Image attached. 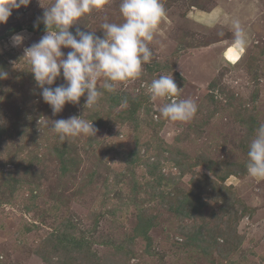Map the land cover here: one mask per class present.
<instances>
[{"label": "rangeland", "instance_id": "1", "mask_svg": "<svg viewBox=\"0 0 264 264\" xmlns=\"http://www.w3.org/2000/svg\"><path fill=\"white\" fill-rule=\"evenodd\" d=\"M162 2L166 19L142 75L114 92L101 88L92 109L85 95L56 114L24 57L46 34L44 7L54 0H31L0 24V69L8 74L0 79V264H48L36 251L52 254L51 242L43 244L65 220L96 259L113 264H264V180L247 171L249 144L264 124V0ZM120 3L109 0L69 30L103 38V23H123ZM218 10L219 19H202ZM234 19L247 32L248 47L233 51L237 60L228 52L220 58L216 49L233 41ZM16 34L24 37L19 46H13ZM61 51L66 56L71 49ZM160 75L173 76L182 89L178 99L197 104L190 122L161 115L169 101L147 91ZM60 85L66 86L62 72L48 87ZM73 116L92 121L96 136L60 142L52 122ZM59 143L67 151L63 164L50 150ZM132 151L138 160L128 163ZM148 161L156 167L149 170ZM140 217H150L148 238L136 233ZM52 256L54 264L75 263L67 251Z\"/></svg>", "mask_w": 264, "mask_h": 264}, {"label": "clouds", "instance_id": "2", "mask_svg": "<svg viewBox=\"0 0 264 264\" xmlns=\"http://www.w3.org/2000/svg\"><path fill=\"white\" fill-rule=\"evenodd\" d=\"M30 3L31 0H0V24L7 23L14 9L27 7ZM108 3L109 0H54L50 7H44L42 21L46 34L25 48L24 57H27L30 72L53 114L62 112L66 103L79 104L85 95V106L94 108L103 96L101 88L114 92L118 83L138 79L143 65L151 62L153 53L149 44L167 15L162 0H121L119 10L123 23H103V38L95 35L94 31L85 32L77 28L73 34L69 30L78 24L81 17ZM231 26L234 39L229 53L243 54L248 47V34L239 19L232 20ZM23 40L21 34L14 35L13 46L21 45ZM62 48L71 51L65 56ZM61 72L66 86L48 87L55 83ZM7 75L0 69V79H6ZM101 79L103 83L98 87ZM147 91L153 100L169 101L160 111L171 122H190L198 111L192 99H178L182 89L178 88L172 75L153 79ZM50 129L59 135L61 141L82 136L94 138L97 133L92 121L76 116L56 120ZM248 157L249 176L264 180V124L255 131Z\"/></svg>", "mask_w": 264, "mask_h": 264}, {"label": "trees", "instance_id": "3", "mask_svg": "<svg viewBox=\"0 0 264 264\" xmlns=\"http://www.w3.org/2000/svg\"><path fill=\"white\" fill-rule=\"evenodd\" d=\"M19 30H20L19 28H16L11 34H13L14 32H17ZM30 30H32V29H30ZM118 97H120V95H118V94H112V96L109 95V98L116 99ZM122 97L125 99L126 95H123ZM129 101H131L133 103V100H129ZM134 101L138 102L137 99H134ZM133 105H134V108H131V110H130L131 113H133L135 111L136 107L138 108V106H139V104H135V103ZM94 113L95 114H93L92 117L95 119L98 116V114H97L98 111L95 109ZM60 142H62V141H60ZM50 150L53 154H58L59 156H61L60 159H61L62 164L67 162V160H68L67 155H63L67 152L64 143H59V144L53 145L50 148ZM128 156H132V157L129 160L124 158L125 161L128 163H133V162L138 160L139 155H138L137 151H132V152H128ZM155 158L157 160H159L160 156L155 155ZM177 159L178 158L175 157V162H177L176 161ZM147 164H148V167L151 168L149 170H152L156 167L154 162H152V161H148ZM63 166H66V164H64ZM150 173L153 176L155 175L153 171H150ZM159 178H162V176L159 175ZM12 180L16 182L17 179L12 177ZM12 188H14V187H12ZM183 203L185 205H188L189 202H188V200L184 199ZM185 214H188V213H185ZM63 223H65V226L64 227L59 226V230H58V233L55 235V238L54 239L49 238V241H47L43 244V246H47V243L51 242V245H49V248H50V246L52 247L51 253L53 254L54 257H56V259H60V257H61L60 255L65 254V251H67V252H69V259L68 260L69 261L71 260V262H73L75 260L74 264H113V263H110L107 261H102V260L96 259L94 257L95 254H93V252L90 250L88 245H86V242L78 240L73 235V233L76 230L71 229V224L67 220H65V222H63ZM150 226H151L150 217H148L146 219L140 217L139 221L136 225V233L138 235L143 236L144 238H148L147 232H148ZM52 254H50L49 250H45V247L43 248V250L36 251V255L48 264H54L52 261L53 259H49L50 256H52ZM64 262L67 263V261H64Z\"/></svg>", "mask_w": 264, "mask_h": 264}, {"label": "crops", "instance_id": "4", "mask_svg": "<svg viewBox=\"0 0 264 264\" xmlns=\"http://www.w3.org/2000/svg\"><path fill=\"white\" fill-rule=\"evenodd\" d=\"M221 11H214V12H204L203 13V15L204 16H202V19L205 21V22H213L214 20H216V18L217 19H219L220 18V16H221ZM222 45L224 44V43H221ZM228 46L229 47H232V41L228 44ZM228 46H225V47H219V45H218V49H216V54H217V56L218 57H222L223 58V56L228 52L229 53V50H228ZM229 55L231 56V58L233 57L234 58V60H237V59H239L240 58V56H235V54L233 53V52H231V54L229 53ZM238 55H239V53H238ZM217 56H216V58H217ZM226 56V55H225ZM230 56H227V57H225V59L227 60L226 62H233V61H231V60H229V58H230ZM235 62H237V61H235Z\"/></svg>", "mask_w": 264, "mask_h": 264}]
</instances>
